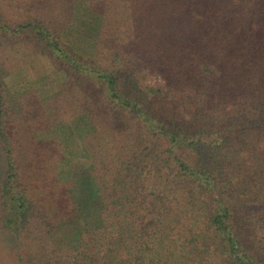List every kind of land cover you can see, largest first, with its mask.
I'll return each mask as SVG.
<instances>
[{
    "label": "trees",
    "instance_id": "16d2710c",
    "mask_svg": "<svg viewBox=\"0 0 264 264\" xmlns=\"http://www.w3.org/2000/svg\"><path fill=\"white\" fill-rule=\"evenodd\" d=\"M0 264H264V0H0Z\"/></svg>",
    "mask_w": 264,
    "mask_h": 264
},
{
    "label": "rangeland",
    "instance_id": "374dc122",
    "mask_svg": "<svg viewBox=\"0 0 264 264\" xmlns=\"http://www.w3.org/2000/svg\"><path fill=\"white\" fill-rule=\"evenodd\" d=\"M71 6H64L63 4L53 6L49 9H41V10H29L32 14H37V16L47 19H57L61 22H68L70 19V8ZM72 14V13H71ZM34 51L33 46L29 45H23L19 48H15L5 54H3L2 57H5L6 65L11 69L15 70L16 68H19L25 61H28L32 55V52ZM42 72L38 73V69L34 67V73L39 74L40 78L36 81L37 85L48 88L49 94L53 95L55 93L56 96H58L62 106L64 109L68 111V115L75 119L76 117H73L76 113L75 111V101L76 97L73 95V93L67 91H62L57 84V81L55 80L54 75H52L48 70L43 68ZM154 83L161 84V80L159 78L153 79ZM77 120V119H76ZM70 165V164H69ZM69 167V166H66ZM67 169V168H66ZM40 233L37 234V239L35 240L36 244L39 246L41 245L40 241Z\"/></svg>",
    "mask_w": 264,
    "mask_h": 264
}]
</instances>
